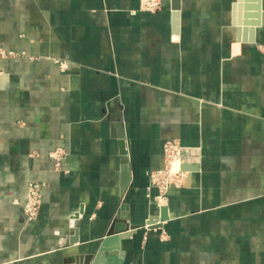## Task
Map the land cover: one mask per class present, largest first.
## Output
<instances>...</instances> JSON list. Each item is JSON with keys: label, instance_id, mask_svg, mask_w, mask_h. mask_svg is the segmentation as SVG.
I'll return each mask as SVG.
<instances>
[{"label": "crops", "instance_id": "obj_1", "mask_svg": "<svg viewBox=\"0 0 264 264\" xmlns=\"http://www.w3.org/2000/svg\"><path fill=\"white\" fill-rule=\"evenodd\" d=\"M236 1L165 0L148 14L139 0H0L2 261L264 264V25H246L264 6L243 1L239 16ZM169 140L188 176L158 208L149 174ZM30 182L42 199L25 223L14 200ZM111 229L124 238L99 254Z\"/></svg>", "mask_w": 264, "mask_h": 264}, {"label": "built area", "instance_id": "obj_2", "mask_svg": "<svg viewBox=\"0 0 264 264\" xmlns=\"http://www.w3.org/2000/svg\"><path fill=\"white\" fill-rule=\"evenodd\" d=\"M165 0H139V11L148 14L158 12ZM8 52L6 55H12ZM63 67V66H62ZM184 148L176 140L166 141L162 146L163 164L162 167L149 174V181L157 194L154 198L158 208L166 205V195L170 187H182L188 176V172L181 170L182 154ZM66 152L62 148H56L49 153V157L54 161V167L58 169L61 161L66 157ZM177 164V170L172 171V164ZM42 199V185L30 182L27 185L25 195L21 199V203L17 200L14 204H19L23 209V215L27 222L35 221L39 215V209Z\"/></svg>", "mask_w": 264, "mask_h": 264}, {"label": "water", "instance_id": "obj_3", "mask_svg": "<svg viewBox=\"0 0 264 264\" xmlns=\"http://www.w3.org/2000/svg\"><path fill=\"white\" fill-rule=\"evenodd\" d=\"M243 1H249V0H237L235 5H234V10H235V13H236V9H238V15L240 16V5H241V2ZM256 1H259V0H256ZM262 2V8L264 6V0H261ZM255 13H252V14H247L246 17H250V18H256L257 21H254L253 23H246V25H255V26H260V25H264V15H261L260 16V12H259V7L258 5L255 7ZM263 11V10H262ZM259 17H262V20L258 22V18ZM252 27L250 29V32L252 33ZM117 128V131L115 133V137L117 138L118 140V147H119V151H118V156L116 157L115 161L118 165V172H119V187H120V195L121 197L126 193V190L128 189V187L130 186V170L128 168V166H125L121 163V160L122 158H124L126 156V149H125V144H124V139H123V133L121 131V127L119 125H116L115 126ZM189 167H184L182 166L181 167V170L183 171H187ZM128 194V193H127ZM126 205H123L122 209H126ZM81 209L79 211V213H76L74 216H73V219L74 220H78L79 218V214H81ZM165 208L162 209V217H161V221H165L166 220V216H165ZM128 220V219H127ZM126 220V221H127ZM154 221L151 219L149 221L146 222V227L147 228H160L161 225H157V226H154ZM125 227L126 226V223H125ZM128 229V228H127ZM125 229V230H127ZM116 234V232H114L112 229L110 230V232L107 234L106 237H104L103 241H102V246L100 248V251H99V254L103 253L104 252V249L106 248L107 244L111 241V240H123L124 237H112ZM78 243V229L77 227H75L72 231V234L71 236L69 237L68 239V242H67V245H65V247H72L74 244ZM72 253V251L70 252ZM100 257L98 256L97 260L99 259ZM92 259V257H90V255H84L83 253H72L71 256H67L63 259L62 263L61 264H88V261H90ZM43 264H50L49 262H44ZM96 264V263H94Z\"/></svg>", "mask_w": 264, "mask_h": 264}, {"label": "rangeland", "instance_id": "obj_4", "mask_svg": "<svg viewBox=\"0 0 264 264\" xmlns=\"http://www.w3.org/2000/svg\"><path fill=\"white\" fill-rule=\"evenodd\" d=\"M168 191H169V189H168ZM168 191H167V195H168ZM167 195H166V203H167V200H168V198H167ZM23 196L24 195H22L20 198H23ZM16 200V199H15ZM14 200V201H15ZM19 203H21V201H19V200H17ZM15 205H17V206H19V204H15ZM21 207V206H20ZM21 209H22V207H21ZM22 212H23V209H22ZM32 222H34V221H32ZM25 223H30V222H27L26 220H25ZM2 230H4V229H2ZM0 241H3L2 240V237H0ZM1 260V259H0ZM0 264H13V263H10V261H0Z\"/></svg>", "mask_w": 264, "mask_h": 264}, {"label": "bare ground", "instance_id": "obj_5", "mask_svg": "<svg viewBox=\"0 0 264 264\" xmlns=\"http://www.w3.org/2000/svg\"><path fill=\"white\" fill-rule=\"evenodd\" d=\"M177 170V164L176 163H173L172 164V171H176Z\"/></svg>", "mask_w": 264, "mask_h": 264}]
</instances>
